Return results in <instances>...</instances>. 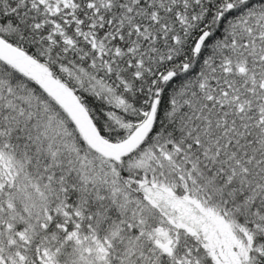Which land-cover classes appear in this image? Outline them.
I'll return each mask as SVG.
<instances>
[{
	"label": "snow or ice",
	"instance_id": "1",
	"mask_svg": "<svg viewBox=\"0 0 264 264\" xmlns=\"http://www.w3.org/2000/svg\"><path fill=\"white\" fill-rule=\"evenodd\" d=\"M0 264H264V0H0Z\"/></svg>",
	"mask_w": 264,
	"mask_h": 264
}]
</instances>
